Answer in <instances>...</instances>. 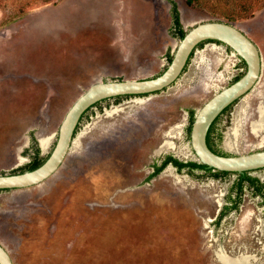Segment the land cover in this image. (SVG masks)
Wrapping results in <instances>:
<instances>
[{"label": "rangeland", "instance_id": "1", "mask_svg": "<svg viewBox=\"0 0 264 264\" xmlns=\"http://www.w3.org/2000/svg\"><path fill=\"white\" fill-rule=\"evenodd\" d=\"M173 7L184 31L224 21L257 45L258 81L211 136L228 154L264 149V129L250 126L264 107V0H0V174L46 158L92 83L161 73L180 40ZM244 70L229 47L206 40L168 87L90 107L55 173L0 190V243L13 264H224L219 251L264 264V202L253 188L244 182L238 209L218 218L237 196L236 174L165 165L152 175L165 155L197 161L191 113ZM249 175L264 183V168Z\"/></svg>", "mask_w": 264, "mask_h": 264}, {"label": "water", "instance_id": "2", "mask_svg": "<svg viewBox=\"0 0 264 264\" xmlns=\"http://www.w3.org/2000/svg\"><path fill=\"white\" fill-rule=\"evenodd\" d=\"M224 44L245 63L242 75L216 91L194 114L189 141L198 162L218 171L244 173L264 168V149L246 153L221 154L210 149L206 134L210 124L230 103L248 93L261 74V56L255 42L237 26L224 21H205L189 28L180 38L165 69L148 78L107 79L92 83L69 106L57 131L54 145L44 161L34 169L0 174V189L26 188L43 182L61 166L67 156L75 129L83 112L92 104L122 95H148L172 84L183 71L190 54L203 41ZM0 264H13L0 243Z\"/></svg>", "mask_w": 264, "mask_h": 264}, {"label": "trees", "instance_id": "3", "mask_svg": "<svg viewBox=\"0 0 264 264\" xmlns=\"http://www.w3.org/2000/svg\"><path fill=\"white\" fill-rule=\"evenodd\" d=\"M186 2L188 4H192L193 0H186ZM172 25H173V27L175 29V33L178 36V38H181L186 31H184V29L181 26V23H180V20H179L178 11H177V9L175 7H173V9H172ZM203 42H200L196 47H198L199 45H201ZM191 54H190V56H191ZM170 59H171V57L169 56L168 57V60L170 61ZM238 77L239 76H236L234 79L236 80ZM102 100H105V99H102ZM102 100H100V101H102ZM100 101H98V102H100ZM98 102L92 104L90 107L96 105ZM90 107H88L83 112V114L80 117V120H81L82 116L84 115V113ZM193 117L194 116L191 113V115H190V125H189V128H188L189 131H190V126H191ZM80 120H79V122H80ZM77 128H78V125H77L76 129ZM76 129H75V133H76ZM206 143H207L208 147L210 149H212L213 151L218 152V153H221V154H228V153H225V152L217 151L215 148H213L212 136H211V134H210L209 131H207V134H206ZM35 152L36 153L38 152V149L37 148L35 149ZM44 159L45 158H39L38 159V157H36V155H35L33 157V159L30 161V163L28 165H26V168L24 170H31V169L36 168L37 166H39L44 161ZM168 160H171V162L173 163V165L178 170H181L182 168H186L188 171H191L193 169H201V170H204L205 172H209L214 177H221V176H224V175L229 174V173H234V174L237 175L238 178H237V181L235 183V186H236V194H237L236 199H232L231 201H233V203L231 205H229V206L224 207V209L219 214V217L218 218H220L222 215H224L226 212H228L231 209H233V210H237L238 209V203L240 201V193L242 191V187H243L244 182L247 183L248 186L252 187L253 188V191L256 194L261 195L262 198H263V202H264V183L260 182L259 179H258V177L249 175V172L250 171H245L244 173H236V172L212 170L210 168H206V166L204 164H202V163H200L198 161L183 162V161H179L178 159L172 157L171 155H168L167 156V160L164 161L162 165H159L158 167H156V169L153 171L152 175L157 174L161 170V168L163 166H165V164L167 163ZM24 170H20L19 172H22ZM0 190H4V189H0ZM216 222H218V221H216Z\"/></svg>", "mask_w": 264, "mask_h": 264}, {"label": "bare ground", "instance_id": "4", "mask_svg": "<svg viewBox=\"0 0 264 264\" xmlns=\"http://www.w3.org/2000/svg\"><path fill=\"white\" fill-rule=\"evenodd\" d=\"M250 122V120H249ZM241 123V122H240ZM240 123H236L235 127L232 128L230 132V136H227V143L229 144L230 147H233V139H235V136L237 135V131H238V125ZM250 126H251V131L254 134H260V130L264 129V107H259L258 108V117L255 120H252L250 122ZM42 145L46 143V139L44 140L41 139ZM167 145V143H166ZM162 146V145H161ZM217 257L218 259L224 263V264H249L250 262V258L248 255H237L234 257H230L226 254H224L222 251H219L217 253Z\"/></svg>", "mask_w": 264, "mask_h": 264}, {"label": "flooded vegetation", "instance_id": "5", "mask_svg": "<svg viewBox=\"0 0 264 264\" xmlns=\"http://www.w3.org/2000/svg\"><path fill=\"white\" fill-rule=\"evenodd\" d=\"M238 56V55H237ZM239 57V56H238ZM240 58V57H239ZM240 60L242 61V63H244V61L240 58ZM245 64V63H244ZM242 74H240V75H235V77L236 76H241ZM234 77V78H235ZM238 77V78H239ZM232 79V81L231 82H233L235 79ZM230 82V83H231ZM229 84V83H228ZM123 96H132V95H122V96H117V97H111L113 100H118L120 97H123ZM106 99H109V98H106ZM240 98H238V99H236L235 101H233L232 103H230L229 105H227L219 114H218V116L214 119V121L210 124V126H209V128H208V131L210 132V134H211V132L215 129V127H214V125H215V123H216V121L222 116V115H224L227 111H228V109H230V107L232 106V105H234L238 100H239ZM224 127V129L225 130H222V129H220V133H225V132H227V129L230 127L229 125L228 126H223ZM228 133V132H227ZM230 133V132H229ZM167 156L168 155H165L162 159H161V161L159 162V163H156V164H153V165H156V167H158L159 165H162L163 164V162L164 161H166L167 160ZM184 162H188V161H184ZM165 165H173V163L171 162V160H168L167 161V163L165 164ZM156 167H155V169H156ZM154 169V170H155ZM153 170V171H154ZM258 195V194H257ZM260 196V199H261V201L263 202V198H262V196L261 195H259ZM236 199V198H235ZM232 203H233V201H232ZM232 203H230V205L232 204ZM224 209V208H223ZM222 209V210H223ZM234 211H236V210H234ZM221 213V212H220Z\"/></svg>", "mask_w": 264, "mask_h": 264}]
</instances>
